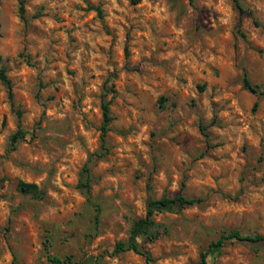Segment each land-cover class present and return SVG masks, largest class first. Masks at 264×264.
<instances>
[{"label":"rangeland","instance_id":"1","mask_svg":"<svg viewBox=\"0 0 264 264\" xmlns=\"http://www.w3.org/2000/svg\"><path fill=\"white\" fill-rule=\"evenodd\" d=\"M239 1L252 15L233 0H0V264H146L115 243L150 197L177 193L200 201L154 215L158 235L138 237L153 264L264 234V0ZM207 264H264V240H226Z\"/></svg>","mask_w":264,"mask_h":264},{"label":"trees","instance_id":"2","mask_svg":"<svg viewBox=\"0 0 264 264\" xmlns=\"http://www.w3.org/2000/svg\"><path fill=\"white\" fill-rule=\"evenodd\" d=\"M235 3L236 8L240 13H249L252 15L251 10H246L242 4L240 3L239 0H233ZM20 10V16L24 18V8H23V3H20L19 6ZM99 13L100 10H98ZM244 85L247 89L250 91L255 92L256 88L251 84L249 78L245 75L243 78ZM0 83L5 87L7 91V96L9 99V102L11 106H13V85L12 81L9 78L7 74V69L6 67L0 63ZM109 90V89H108ZM106 90V92L108 91ZM105 96V94H104ZM110 100H105L102 99L101 102V113H102V124H101V149L100 151H95L92 153V156H95L96 158H100L104 156L106 153L105 151V136L109 130V124L112 120V116L110 113ZM18 116H21V112L17 111ZM20 137V129H18L12 136H11V141L15 143L18 138ZM92 157L90 156L89 159ZM83 171L86 173V180L82 181L80 183V186H83L86 188L87 194H89V177H88V170L86 165H84ZM18 190L23 193V194H30L32 197L35 198H43L45 193L44 191L34 182H27L24 180H18ZM200 201V198H195V197H187L182 193H177L172 196H162L159 198H153L150 197L147 201V207L145 211V215L143 217L137 218L129 231V235L125 240H119L115 243L114 246V252H119V251H125V250H132L135 253L141 254L144 256L146 260V264H153L151 262V257L150 254L144 250L138 242V237L140 235H148L150 237H156L157 232L153 233L150 232L151 228L156 226V222L154 220V215L158 212H161L163 210L171 209L174 206H179L183 207L186 205H192ZM239 240V241H260L264 240V234H242L241 232L237 230H229L227 232H224L220 234V236L217 239H213L208 243V246L205 251L201 252L199 260L196 262H193L191 264H207V255L213 249L214 247L221 246L226 240ZM50 261L53 264H61L64 262L63 259L59 258L58 256L55 255H48ZM68 264H72V261L70 257L66 258Z\"/></svg>","mask_w":264,"mask_h":264}]
</instances>
